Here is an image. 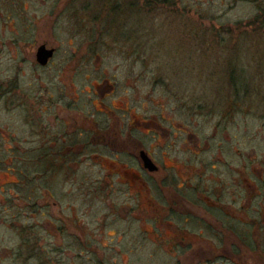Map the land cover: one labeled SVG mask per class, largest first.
Listing matches in <instances>:
<instances>
[{
	"label": "rangeland",
	"instance_id": "rangeland-1",
	"mask_svg": "<svg viewBox=\"0 0 264 264\" xmlns=\"http://www.w3.org/2000/svg\"><path fill=\"white\" fill-rule=\"evenodd\" d=\"M261 10L264 0H0V264H253L245 246L236 261L200 262L163 240L166 214L193 239L214 234L160 209L183 183L235 207L241 196L245 245L258 221L264 256V19L244 28ZM40 43L59 51L44 70L32 65ZM77 44L83 69L62 75L64 48ZM231 74L247 92L230 93ZM80 90L95 98L79 101ZM139 148L159 171L140 168ZM44 149L59 172L33 178ZM6 182L19 188L5 194ZM50 215L82 225L83 242L51 240Z\"/></svg>",
	"mask_w": 264,
	"mask_h": 264
},
{
	"label": "flooded vegetation",
	"instance_id": "flooded-vegetation-1",
	"mask_svg": "<svg viewBox=\"0 0 264 264\" xmlns=\"http://www.w3.org/2000/svg\"><path fill=\"white\" fill-rule=\"evenodd\" d=\"M22 49L24 47H16V54L23 55ZM42 49L44 53L49 52V55L45 59L44 63H42V59H40L37 55L39 54V50ZM64 49L65 50V56L60 57L59 62H61V71L62 75L67 73H71L70 76L72 78H78V74H80V69H83L82 66L84 65V62L82 60L83 57V51L78 44L76 46L72 45H67ZM58 49L56 47H50L46 45V43H40L39 45L36 46L35 50L32 51V60L34 67L36 69L44 70L48 68L51 64H53V61L56 59L58 56ZM20 60V59H19ZM74 69V71H73ZM102 82L107 84V86L110 85V81L108 79H104ZM100 84V83H99ZM85 94L87 96H90L88 98H95V95H91L90 93H84L83 91H77V98L79 101H82L85 99ZM81 110L83 107H81L80 103L77 106V109ZM126 112V111H125ZM114 111L111 108H106L105 109V115H111L113 114ZM107 128V127H106ZM105 128V129H106ZM104 129V130H105ZM93 129V133H94ZM12 140L14 139H7L8 143H13ZM6 142L4 140H0V147L1 145H4ZM14 144V143H13ZM127 147V145H125ZM72 148V145L69 146V149ZM118 150H122L121 147H117ZM49 150V149H48ZM134 158L137 160L138 165L140 168L148 173H156L159 171V167L156 165L154 159L152 158V154L145 151L142 148H139L134 154ZM94 156H96V153H94ZM121 157V155L119 154ZM52 153L50 151H46L45 149L43 150L42 154L37 156L36 159L39 161V173H34L33 178H41L42 179H47L51 178L52 176V171H58L59 169L57 167V164L52 162L51 163V158ZM59 158H61L59 156ZM50 160V162H49ZM63 161V160H62ZM146 162H150L153 167H155L154 170H150L146 166ZM3 169L7 168L5 165H1ZM9 168V167H8ZM5 169L7 170L8 174L11 175L17 173L18 177L20 176V179L16 177L20 183L21 178L26 179V176L22 174L21 171L17 170L16 168L13 169ZM58 169V170H57ZM61 170V169H60ZM57 172V173H58ZM22 175V176H21ZM135 178H129L128 181L125 183H133L136 180H141V176H136L134 175ZM239 181V180H238ZM183 187H176L177 190L172 191V195H168L167 192H162V195L160 196V201L158 202L160 204V209H165L170 211V213L174 212L176 209L179 211L181 215V223L180 225H191L196 222L197 225H199L201 228L205 229L209 225L213 226V231L214 234L210 235L209 237H205V239H193L190 234L186 231H184L183 227L179 226H174L170 220L172 216L171 214L168 215H159V220L161 222V225L163 226V230L161 234L167 235V234H172L169 239H164L163 240L167 243L171 242H179L183 244L184 246L189 248L190 253L188 256H194L200 259V262H209V261H214V260H225V261H236L239 259L241 256V252L244 250H249L250 253V259H252V262L254 261L253 264H260V259H264V256L262 255L263 250H261V244H260V237H259V230L261 229V225L258 221L252 222L253 230H254V243L255 245L249 249L245 245V239L243 235V225H244V210H243V198L240 196V201L242 205L237 204L236 200V206L235 207V202L234 200L230 202V204L225 202L223 203L224 200L219 201L216 196H212V191H205L203 192V195L200 194L199 192H195V190H198L197 188L193 187V185H186L183 183ZM195 188L192 190V188ZM18 189L19 184L17 182H6L3 184V190L2 192L5 194H10L13 189ZM211 192V193H210ZM211 198H215L218 200V202L213 201ZM17 208L20 209V206H16ZM32 208V207H31ZM208 208L211 209H217V211H221L224 215L223 219H219L217 217H214L212 215V211L209 212ZM32 212V217H34L35 210L34 211H29ZM31 215V214H30ZM168 215V217H167ZM165 216V217H163ZM220 217V216H219ZM55 218L50 215L49 217L47 216V220L45 222V230H46V235L49 236L51 240H53L55 243H58V245H64L67 244L66 242H72L76 245L80 244L83 242L84 238V230L82 225H80L78 222H73L69 221L68 218L65 217H59L56 222H52ZM228 220L224 221L228 225L229 223L233 224V229L230 228L228 225H226L223 220ZM56 220V219H55ZM15 221H12L11 223H14ZM15 224V223H14ZM60 224V226H58ZM14 227V226H12ZM186 227V226H185ZM11 229V228H10ZM17 231V234H20V229L15 228ZM168 230V231H167ZM182 235V237L179 236ZM201 232L199 233V235ZM198 238V237H197ZM18 240V239H17ZM28 240V239H24ZM32 240V239H31ZM173 241V242H172ZM20 241L16 242V245L18 246ZM36 243V242H35ZM198 243V245L196 244ZM60 245V246H61ZM214 246H220V250L214 251ZM231 246H237L233 251L229 252V247ZM246 247V249L244 248ZM60 249V248H59ZM33 250V249H32ZM36 251V249L33 250V252ZM193 252V254H192ZM14 260L15 262L19 260L20 256V249L18 246V249H16V252L13 253ZM30 258H33V255H30Z\"/></svg>",
	"mask_w": 264,
	"mask_h": 264
},
{
	"label": "trees",
	"instance_id": "trees-1",
	"mask_svg": "<svg viewBox=\"0 0 264 264\" xmlns=\"http://www.w3.org/2000/svg\"><path fill=\"white\" fill-rule=\"evenodd\" d=\"M260 16L262 19H264V11L263 10L259 11V16H256L253 20L247 21L246 23H244V28H247V27L250 28L251 26H253L255 24L256 20L258 19L257 17H260ZM236 77H237L236 74H231V76L229 77V85L231 87L230 93L236 94V96L238 97V95H241L242 91L247 92L246 90L248 88V85L241 84L239 82V79H237ZM234 102H236V100H234Z\"/></svg>",
	"mask_w": 264,
	"mask_h": 264
},
{
	"label": "water",
	"instance_id": "water-1",
	"mask_svg": "<svg viewBox=\"0 0 264 264\" xmlns=\"http://www.w3.org/2000/svg\"><path fill=\"white\" fill-rule=\"evenodd\" d=\"M39 54L37 55L40 59L43 58L42 63H44L45 59L47 58V56L49 55V52L44 53L42 49L39 50L38 52ZM146 166L150 169V170H154L155 167L152 166V164L150 162H146Z\"/></svg>",
	"mask_w": 264,
	"mask_h": 264
}]
</instances>
